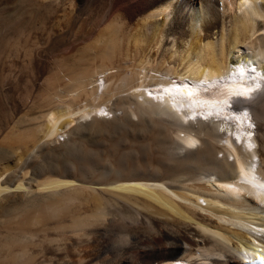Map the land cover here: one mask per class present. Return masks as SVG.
<instances>
[{"label":"bare ground","instance_id":"bare-ground-1","mask_svg":"<svg viewBox=\"0 0 264 264\" xmlns=\"http://www.w3.org/2000/svg\"><path fill=\"white\" fill-rule=\"evenodd\" d=\"M7 97L0 264L264 262V0H0Z\"/></svg>","mask_w":264,"mask_h":264},{"label":"snow or ice","instance_id":"snow-or-ice-1","mask_svg":"<svg viewBox=\"0 0 264 264\" xmlns=\"http://www.w3.org/2000/svg\"><path fill=\"white\" fill-rule=\"evenodd\" d=\"M260 88V86H257V84L254 87H245L244 85L240 84V85H233L230 86L229 91H230V97L229 99H226L223 101V103L225 105H227L228 107H232V103L229 102V100L232 97H235L237 99L239 98H244V99H252V93L256 92L258 89ZM192 93H189V96H191ZM104 113H102L103 115ZM212 113H208L206 115L202 114V118L204 120H207L209 118V116H211ZM249 116V112L248 111H242L239 115H233V117L237 122H241L243 118H247ZM196 116L195 114L193 115L192 119H195ZM250 127H254V125L250 124ZM246 135L249 137V139H251V137L254 135V132H248L246 133ZM237 140H240V136L237 135L236 137ZM195 141L190 142V146H195ZM249 147H255L254 145H252L251 143L249 144ZM262 264H264V262H262Z\"/></svg>","mask_w":264,"mask_h":264},{"label":"rangeland","instance_id":"rangeland-1","mask_svg":"<svg viewBox=\"0 0 264 264\" xmlns=\"http://www.w3.org/2000/svg\"><path fill=\"white\" fill-rule=\"evenodd\" d=\"M10 101H12V99L7 97L6 100H2L0 103V125L2 126L6 124L7 117H9L11 114L14 115L15 113V115H17L18 113V111L14 110Z\"/></svg>","mask_w":264,"mask_h":264},{"label":"clouds","instance_id":"clouds-1","mask_svg":"<svg viewBox=\"0 0 264 264\" xmlns=\"http://www.w3.org/2000/svg\"><path fill=\"white\" fill-rule=\"evenodd\" d=\"M257 86H260L259 84H257ZM246 111V110H245Z\"/></svg>","mask_w":264,"mask_h":264}]
</instances>
